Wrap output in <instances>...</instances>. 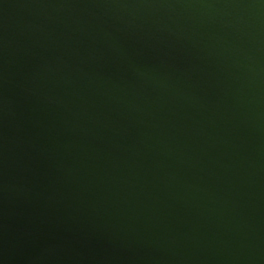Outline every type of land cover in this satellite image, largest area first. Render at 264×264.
Listing matches in <instances>:
<instances>
[{
    "label": "water",
    "instance_id": "1",
    "mask_svg": "<svg viewBox=\"0 0 264 264\" xmlns=\"http://www.w3.org/2000/svg\"><path fill=\"white\" fill-rule=\"evenodd\" d=\"M0 264H264V0H0Z\"/></svg>",
    "mask_w": 264,
    "mask_h": 264
}]
</instances>
